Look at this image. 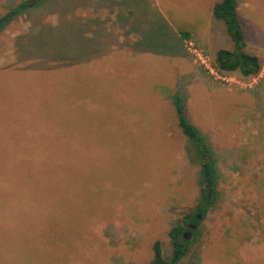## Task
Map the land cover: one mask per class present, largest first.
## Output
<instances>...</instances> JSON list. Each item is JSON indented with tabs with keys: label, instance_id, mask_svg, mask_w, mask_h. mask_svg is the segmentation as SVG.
<instances>
[{
	"label": "rangeland",
	"instance_id": "374dc122",
	"mask_svg": "<svg viewBox=\"0 0 264 264\" xmlns=\"http://www.w3.org/2000/svg\"><path fill=\"white\" fill-rule=\"evenodd\" d=\"M76 1L0 0L29 4L0 32V264H149L156 241L169 259L202 190L176 95L218 170L180 264H264V0H237L246 79L216 69L222 0H98L88 21Z\"/></svg>",
	"mask_w": 264,
	"mask_h": 264
},
{
	"label": "trees",
	"instance_id": "16d2710c",
	"mask_svg": "<svg viewBox=\"0 0 264 264\" xmlns=\"http://www.w3.org/2000/svg\"><path fill=\"white\" fill-rule=\"evenodd\" d=\"M28 6V2H23L1 16L0 32ZM237 10V0H222L214 6L215 18L224 22L227 33L233 40L235 47L234 50L221 49L217 51L215 65L219 72L238 73L246 79L260 73L261 60L258 56L247 53L245 50L244 33ZM174 103L179 126L198 157L201 168V197L194 211L178 219L170 229L171 257L165 258L161 242L156 241L153 244V259L149 264H180L190 253L195 239L199 235L201 223L199 215L204 218L214 206L216 199L218 170L212 148L200 130L190 121L185 104L179 95L175 96Z\"/></svg>",
	"mask_w": 264,
	"mask_h": 264
},
{
	"label": "crops",
	"instance_id": "0c3cea01",
	"mask_svg": "<svg viewBox=\"0 0 264 264\" xmlns=\"http://www.w3.org/2000/svg\"><path fill=\"white\" fill-rule=\"evenodd\" d=\"M184 2L190 4L191 6H197V5L202 6L204 4L206 5L208 3V0H186ZM210 2H212V0H210ZM215 4L216 3L211 4L212 13H213V9H214ZM73 6L71 7L69 5L68 9L70 7H71V9L72 8L76 9L78 16H79V19H81L82 21H85V20L88 21L90 18L96 20V18L98 19L101 17V15L99 13L100 9L98 7L99 6L98 0H77L76 5H73ZM101 7H103V6H101ZM70 14H73V13H69L67 15V18ZM67 18L65 17V19H67ZM55 25L57 26L58 24H55ZM187 41H192V39L188 35L185 38L184 42H187ZM192 43H194V42H192ZM26 44H28V43H26ZM216 53L214 54V56H216Z\"/></svg>",
	"mask_w": 264,
	"mask_h": 264
},
{
	"label": "built area",
	"instance_id": "2783aa9c",
	"mask_svg": "<svg viewBox=\"0 0 264 264\" xmlns=\"http://www.w3.org/2000/svg\"><path fill=\"white\" fill-rule=\"evenodd\" d=\"M189 50L194 53L199 59H201L202 62H204V55L201 52V50H198V48H195V45L193 43L189 44ZM206 62V61H205Z\"/></svg>",
	"mask_w": 264,
	"mask_h": 264
},
{
	"label": "water",
	"instance_id": "95a60500",
	"mask_svg": "<svg viewBox=\"0 0 264 264\" xmlns=\"http://www.w3.org/2000/svg\"><path fill=\"white\" fill-rule=\"evenodd\" d=\"M199 218L201 219V218H202V216H201V215H199Z\"/></svg>",
	"mask_w": 264,
	"mask_h": 264
}]
</instances>
